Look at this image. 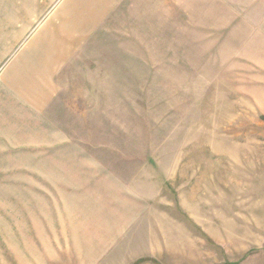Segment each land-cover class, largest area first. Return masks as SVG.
Returning a JSON list of instances; mask_svg holds the SVG:
<instances>
[{"label": "rangeland", "instance_id": "374dc122", "mask_svg": "<svg viewBox=\"0 0 264 264\" xmlns=\"http://www.w3.org/2000/svg\"><path fill=\"white\" fill-rule=\"evenodd\" d=\"M65 1L0 0V264H264V0H117L31 109Z\"/></svg>", "mask_w": 264, "mask_h": 264}, {"label": "crops", "instance_id": "0c3cea01", "mask_svg": "<svg viewBox=\"0 0 264 264\" xmlns=\"http://www.w3.org/2000/svg\"><path fill=\"white\" fill-rule=\"evenodd\" d=\"M116 1L66 0L54 14L63 22L57 33H37L39 35L31 40L28 47H25L27 51L23 55V62L15 66L14 77L12 78L13 75L9 77V85L21 99L24 98L31 109H44L58 93L62 78L59 74L62 70L61 65L66 62L65 55L69 53L67 43L72 41L74 33H85L87 28L92 27L94 21L106 20L108 14H112ZM55 17L50 24L56 23ZM3 48L6 49V46ZM6 82L7 78L4 76L0 84L5 85ZM95 191L98 193L99 189L95 187ZM125 219L128 221L127 216L124 221ZM99 220L100 216L97 221ZM119 220H115L110 232L117 226ZM101 245L106 244L101 243Z\"/></svg>", "mask_w": 264, "mask_h": 264}]
</instances>
